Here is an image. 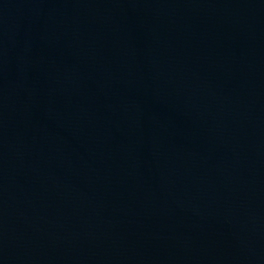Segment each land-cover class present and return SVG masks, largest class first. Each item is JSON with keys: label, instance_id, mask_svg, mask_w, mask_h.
I'll list each match as a JSON object with an SVG mask.
<instances>
[{"label": "water", "instance_id": "water-1", "mask_svg": "<svg viewBox=\"0 0 264 264\" xmlns=\"http://www.w3.org/2000/svg\"><path fill=\"white\" fill-rule=\"evenodd\" d=\"M0 264H264V0H0Z\"/></svg>", "mask_w": 264, "mask_h": 264}]
</instances>
